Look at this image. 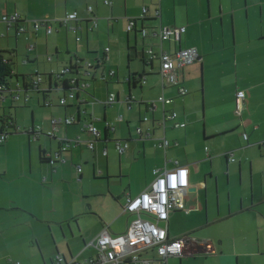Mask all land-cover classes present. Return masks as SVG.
Wrapping results in <instances>:
<instances>
[{"label": "crops", "instance_id": "1", "mask_svg": "<svg viewBox=\"0 0 264 264\" xmlns=\"http://www.w3.org/2000/svg\"><path fill=\"white\" fill-rule=\"evenodd\" d=\"M88 5L96 17L94 26ZM144 6L148 18L141 20ZM73 10L78 13L70 21L73 29L56 20ZM13 11L28 26L26 32L16 33L14 26L0 20V50L6 51L0 54L12 60L15 78L24 74L29 81L37 70L46 88V73L75 57L102 62L95 71L89 69L88 85L75 89L76 97H67L65 104L58 98L66 87L55 85L52 77V88L30 91L27 99L22 91L14 101L6 95L2 113L13 115L18 124L23 110L18 116L17 110L11 113L5 106L29 102L25 112L30 117L18 125L36 128L39 123L43 130L49 129L53 115L73 116L75 120L60 123L55 134L81 139L89 137L83 123L94 114L100 117L95 122L100 133L93 149L81 140L61 154L65 161L52 164L40 159V148L53 152L57 137H52L54 145L43 134L32 143L19 128L7 136L5 149L20 144L22 152L14 168H9L8 159L0 160V264H51L57 252L91 254L83 245L103 226L112 233L127 227L132 215L122 211L125 194L137 193L153 178L154 169L170 168L176 161L186 165L189 187L196 189L186 192L188 211L169 212L168 234L188 235L186 252L170 257L169 263L264 264V0H0V13ZM44 16L51 19V31L44 26L31 30L30 20ZM132 17L149 28H180L178 39L172 35L162 41L169 52L196 47L197 59L177 70L179 84L161 78L158 58L142 61L147 42L153 41L158 52L159 40L142 38L137 29L128 31L126 22ZM30 42L33 47L28 49ZM108 69L114 74L102 78L101 72ZM135 73H142L140 82H133ZM179 85L186 87L185 93H179ZM237 90L244 91L240 115L234 112ZM35 92L41 94L37 104L30 102ZM109 92L119 100L108 103ZM162 97L170 101L163 104ZM170 110L177 115L162 124ZM175 121L185 123L175 126ZM137 127L151 134L141 137ZM114 138L127 145L118 151ZM163 139L166 145L158 143ZM229 149L234 150V160L223 154ZM99 161L103 169L97 167ZM133 163L141 169L130 170ZM78 164L81 170L76 172ZM115 167L118 170H112ZM115 173L121 175V184L126 179L122 189L110 186L109 175ZM91 174L94 179L106 177L107 186L91 189Z\"/></svg>", "mask_w": 264, "mask_h": 264}, {"label": "built area", "instance_id": "2", "mask_svg": "<svg viewBox=\"0 0 264 264\" xmlns=\"http://www.w3.org/2000/svg\"><path fill=\"white\" fill-rule=\"evenodd\" d=\"M106 3L109 0H105ZM88 10H91V5L87 6ZM146 11L144 6L142 9V15ZM158 12V10H157ZM78 13L76 10L67 12L62 16L56 18V20L65 26H70L72 29L74 25L70 24V21L76 19ZM0 20L4 21L7 26H14L16 33L26 32L27 20L21 18L18 12H7L0 13ZM92 24H95L94 18H92ZM44 26L46 32H50L51 19L47 16L42 18H34L30 20V29L36 30L39 27ZM126 29L131 31L137 29L138 33L142 38L153 37L156 38L160 45L158 52L154 51L152 48V42L148 41L146 47L144 48V53L146 56V61H151L153 58H158V72L161 78L168 84H179V77L177 70L179 67H183L195 61L198 57L197 49L195 46H188L184 48H178L174 52H169L168 50L162 48V41L169 39L172 35L178 39L180 28L169 27V26H158L157 28H149L144 24L137 25L135 17L128 18L126 22ZM28 37V35H26ZM78 38V36H77ZM33 47V43H28V49ZM84 64L88 67L91 62L86 60ZM68 67L65 66L60 71H67ZM108 75L114 74V69H109L107 71ZM107 74L101 75L105 78ZM80 77V76H78ZM40 77L37 76L33 84L39 82ZM144 80V79H142ZM77 77L74 75L69 80L70 88L67 90L66 96H62L59 99L60 103H64L67 97H73L74 91L71 88L76 85ZM78 85L84 88L88 85L87 81H78ZM4 90H8L10 94L12 93L13 99L20 98V85L18 82L15 87H11L8 84L0 83V100L4 98ZM179 93L183 94L186 92V87L179 85ZM23 97L27 99L28 95L26 90H24ZM132 96L126 97L128 102L131 100ZM117 99V94L115 92H109L107 96V102L111 103ZM162 103L169 102L170 98H159ZM155 100H151L150 106L155 104ZM244 106V91L237 90L235 93V106L234 112L240 115ZM177 115L175 110H170L164 114V119H172ZM145 118V117H144ZM75 120L73 116L64 117H52V128H56L60 123H71ZM100 117L91 114L89 118L84 121L83 128L87 130L89 137L83 139L85 144L89 148H93L95 140L99 135V129L97 128L95 122L99 121ZM10 123V122H9ZM5 123V126L9 124ZM184 121H175V126L184 125ZM109 124L107 123V126ZM39 124L36 125V130L39 128ZM5 129H0V142L5 138ZM140 128L137 127V132ZM149 136V131L141 133V136ZM244 138L247 137L246 132H242ZM79 136L75 137L74 142H81ZM159 144H167V140L163 139L158 142ZM264 147V140L260 142ZM116 148L121 151L127 142L121 144L116 142ZM102 153H106V148H102ZM228 160H234V150L229 149L223 152ZM81 166L78 164L76 170L79 171ZM99 170V169H98ZM153 178L137 193L125 194L124 201L122 203V211L129 212L132 217L125 228L124 231L118 233L109 232L106 225L103 226L95 237L87 242L84 248L92 247L94 249V254H88L79 257L78 254L64 260L60 254H56L52 264H170L169 258L172 256H181L185 250V243L188 239V235L185 233L177 235H169L167 231V224L169 218L170 210H184L188 211L186 207V192L189 186L188 180V169L185 164L178 163L176 161L175 165L161 170L154 169ZM13 264H20L19 261H14Z\"/></svg>", "mask_w": 264, "mask_h": 264}, {"label": "trees", "instance_id": "3", "mask_svg": "<svg viewBox=\"0 0 264 264\" xmlns=\"http://www.w3.org/2000/svg\"><path fill=\"white\" fill-rule=\"evenodd\" d=\"M88 10V9H87ZM88 19H89V21H90V23H91V25L92 26H94V25H96V17H95V15L93 14V12H92V6H91V10H88ZM155 17V16H154ZM92 18H94V20H95V24H92ZM148 18V16L144 13L143 15H142V18H141V20H144V19H147ZM151 18V17H150ZM137 18H135V20H136ZM35 31V30H34ZM77 36H78V38H77ZM76 36V39H79L80 38V36L79 35H77ZM48 58H50L49 56H48ZM142 61L143 62H145L146 61V56H145V53H144V49H143V51H142ZM84 61H86L85 59H83V58H78V57H75V59L73 60V61H71V62H69L68 64H66V65H64L63 67H61V68H57V69H55V70H51V71H49V72H47L46 73V76H47V80H48V82H49V86H47L46 88H44V87H42L41 86V82H42V75H41V73H39L37 70L35 71V72H33L31 75V77H30V80L29 81H26V79L24 78L25 76H24V74H20L22 77V82H18V84L20 85V89H21V91L23 90H26V94L28 95V97H29V94H30V91H44V90H46V89H50V88H52V86H53V82H52V77L54 78V82H55V85H58V84H60V86H62L63 85V87H66V89L64 90V92H63V95H61V96H59V98H58V101H59V99H60V97H62V96H66V94H67V90L70 88V84H69V80H70V78H72L74 75L78 78V75H80L81 77L83 76L82 75V72L84 71V70H86V69H88V68H90L91 70L94 68V67H96V66H99V64H100V62H102V59H100V58H96V59H93L92 60V62H91V64L87 67L85 64H84ZM148 62V61H147ZM65 66H67L68 67V69H67V71H64V72H61L60 70L62 69V68H64ZM86 66V67H85ZM109 70V69H108ZM107 70V71H108ZM107 71L106 72H101V75H103V74H107ZM141 74L142 73H135V74H133L132 75V80H133V82H140L141 81V78H142V76H141ZM14 76V75H16V73L14 72V70H13V62H12V60H10V59H7V58H5V57H3L1 54H0V83H2V84H7V78L9 77V76ZM86 75V74H85ZM37 76H39L40 77V80H39V82L36 84V86H34V84H33V81H34V79L37 77ZM45 76V77H46ZM52 83V84H51ZM86 87V86H85ZM84 87V88H85ZM75 89H73V91H74ZM5 91H7V90H4V92H3V94H4V98L3 99H1L0 100V103L1 102H4L5 100H6V94H5ZM25 92V91H24ZM9 94H10V92H8ZM22 94V93H21ZM24 94V93H23ZM23 96V95H22ZM74 96H75V94H74ZM73 96V97H74ZM27 97V98H28ZM10 98H11V101H14V99H13V97H12V93L10 94ZM48 100H44V103L45 104H48V103H50L49 101L47 102ZM66 102V101H65ZM65 102L64 103H60L59 102V104H65ZM64 116H66V115H64ZM64 116H51L50 117V127H49V129H47V130H43L42 128H41V126H40V124H39V128H38V130H36L35 129V127H34V124H30V125H28L26 128H20V126L18 125V124H15V120H14V116H12V115H10V114H5V113H2V114H0V129L1 128H3V129H5L4 131H5V138L1 141V142H3L6 138H7V136L8 135H10L11 134V132H20V130L21 129H23V131L25 132V133H27L28 134V136H29V138L31 139V140H38L39 139V137L41 136V134H43V135H46V136H48V137H50V138H52V137H57L58 138V145H57V147H56V149L53 151V152H50V151H48V150H45L44 148L43 149H41L40 148V159H42V160H44V161H46V162H48L49 164H52V163H54L55 161H57V160H60V161H65V158L66 157H63V156H61V154L62 153H65V152H68L74 145H76V144H79V143H76V142H74V139H75V137H77V136H74V137H67V136H57L56 134H55V130L57 129V127L54 129V128H52V122H51V119H52V117H64ZM6 122H10L9 124H8V126H7V124H6V126H5V123ZM67 124V123H66ZM20 130H19V129ZM99 133H100V131H99ZM80 137V136H79ZM98 138V137H97ZM96 138V139H97ZM53 139V138H52ZM83 140V139H82ZM96 141V140H95ZM0 142V143H1ZM95 145V144H94ZM87 146V145H86ZM88 147V146H87ZM89 148V147H88ZM94 148V147H93ZM93 148H91V149H93ZM80 165V164H79ZM77 166V165H76ZM76 166L74 167V169L76 170ZM81 166V165H80ZM81 170V169H80ZM79 170V171H80ZM76 172H78L77 170H76ZM78 176V175H77ZM78 178H80L79 176H78ZM57 254H60L63 258H64V260H66V259H68V258H70V257H72V256H74V255H72V256H65L63 253H59V252H57ZM56 255V254H55ZM55 257V256H54ZM54 259V258H53ZM53 259H52V261H53ZM52 261H51V264H52Z\"/></svg>", "mask_w": 264, "mask_h": 264}, {"label": "rangeland", "instance_id": "4", "mask_svg": "<svg viewBox=\"0 0 264 264\" xmlns=\"http://www.w3.org/2000/svg\"><path fill=\"white\" fill-rule=\"evenodd\" d=\"M0 52L3 53V54H6V51L5 50H0ZM17 81L19 83L22 82V78H21L20 75H19V79L15 78V76H13V75L12 76H9L7 78V84L9 86H11V87H15ZM8 92H9L8 90L5 91V94L10 97V95L8 94ZM22 93H24L23 90H22ZM37 96L40 97V101H41V94L35 92V93H33L31 95L30 102H33L34 101L37 104L38 103L37 102ZM2 103L3 102L0 103V106H1ZM30 105L31 104L28 102L27 104L16 105L15 107H9L8 108L7 106H5V110L6 111L11 110V113H13L14 110H17L18 116L20 114L19 112L23 110V117L22 118H18V120H17V123L20 124V125H22L21 119H27L28 120V118L30 117V114L25 112L26 110H28V108L30 107ZM38 106H41V105L38 104ZM0 114H2V107L0 108ZM34 141H36V140H34ZM34 141L31 140L32 143ZM4 142L5 141L1 142V144H0V160H4V158L8 159V164L10 166L9 168H14V167L17 166L16 155L18 153H21L22 152L21 151V146H20V144H9V146L7 147V149H5L6 145H2V144H4ZM53 142H55V139H52V143H51L52 145H54ZM25 156H27V155L25 154ZM102 163H103V161H99V163H97V167H99L100 169L101 168L103 169ZM135 164L136 163H133L131 165L130 170L141 169V168H137ZM116 169L117 168L115 167L112 170H116ZM90 176H92V177H90V179H89V181H87V183L89 184V186L91 187V189H94V188L98 189V188H100L103 185L104 186H107L106 177H98V178L94 179L93 178L94 177L93 174H91ZM109 176H111L110 177V181H109L110 186L112 188H115V189L120 188V187L122 189V186H123V184H124V182H125L126 179L123 177L122 184H121L120 181H119L120 178H121V175L119 173L110 174ZM131 188L132 189H135V185H132ZM94 191H96V190H94ZM94 196H95L94 197L95 199H98V198H96V195H94ZM196 237H199V236H196ZM90 249H91V254H94V249L92 247H90Z\"/></svg>", "mask_w": 264, "mask_h": 264}, {"label": "water", "instance_id": "5", "mask_svg": "<svg viewBox=\"0 0 264 264\" xmlns=\"http://www.w3.org/2000/svg\"><path fill=\"white\" fill-rule=\"evenodd\" d=\"M150 62H152V60H151ZM96 68H97V66L94 67V68L92 69V71H95ZM89 69H90V68H88V69H86V70H84V71L82 72V75H83V76H82V77L80 76V77L77 78V82H76L77 86H76V85H73V86L71 87L72 89H78V90H79V89H84V88H82V86H79V85H78V81H80V80L83 81V80H84V81H87V82L89 83V79H90V78H86V77H85V74H87V73L89 72ZM130 96H131V94L128 92L127 95H126V97H130ZM74 97H76V93H75V96H74ZM117 100H119V99H118V96H117ZM155 107H156V103H155L153 106H150L151 109H154ZM78 109H79V108H78ZM81 111H84V109L82 108ZM163 113H164V112H163ZM78 115H79V113H78ZM76 120L79 121L80 119L77 118ZM143 120H147V116H145V118H143ZM161 123H162V124L164 123V114H163V118H162V120H161ZM163 126H164V125H163ZM147 131H148V130H147ZM11 133H15V132H11ZM141 133H142V130L140 129L139 132H138V134L141 136ZM149 133L151 134V130H149ZM141 137H142V136H141ZM144 138H145V137H144ZM124 140H125V139H124ZM120 141H123V139H119V138H114V139H113V142H115V144H116V142H120ZM195 189H196L195 186H190V187L188 186L187 191H189V190H195ZM85 244H86V243H84V245H85ZM84 245H83V246H84ZM70 256H72V255H70Z\"/></svg>", "mask_w": 264, "mask_h": 264}, {"label": "flooded vegetation", "instance_id": "6", "mask_svg": "<svg viewBox=\"0 0 264 264\" xmlns=\"http://www.w3.org/2000/svg\"><path fill=\"white\" fill-rule=\"evenodd\" d=\"M78 76H80V75H78Z\"/></svg>", "mask_w": 264, "mask_h": 264}]
</instances>
